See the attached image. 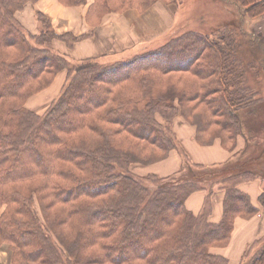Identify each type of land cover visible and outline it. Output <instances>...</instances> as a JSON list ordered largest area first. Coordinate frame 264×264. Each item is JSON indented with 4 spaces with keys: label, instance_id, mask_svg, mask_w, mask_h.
I'll use <instances>...</instances> for the list:
<instances>
[{
    "label": "trees",
    "instance_id": "obj_1",
    "mask_svg": "<svg viewBox=\"0 0 264 264\" xmlns=\"http://www.w3.org/2000/svg\"><path fill=\"white\" fill-rule=\"evenodd\" d=\"M28 1L0 0V207L7 206L6 214H0V247L3 242L12 245V263L128 264L132 259L142 264H227L226 259L211 254L209 249L213 245L228 244L236 217L257 213V208L238 189V185L241 181L258 178L259 172L264 170V166L261 170L258 163L264 158V142L258 141L253 146L249 140V148L252 146L254 150L238 166L231 161L211 167L191 165L178 143L172 137L167 139L163 135V126L155 119L156 114H162V108L174 110L164 106V103H171L177 94L172 96V92L158 90L155 77L151 81H144L139 74L146 66H156L163 76L172 72H192L193 77L200 80H212L209 85L207 82L204 92L195 95L199 104L205 105L218 118L210 126L219 125L224 131L234 128L232 133L235 136L229 140L222 139L224 145L235 140L240 132L247 139L244 134L247 127L240 124L238 113L247 108L264 106L263 35L243 26L237 28L235 23L226 25L218 33L220 27L217 26L214 27L217 31L215 36L189 33L183 37L190 40L191 36H195L190 43L181 42L180 37L168 44L184 46L175 57L150 54L143 56L133 66L116 72L120 74H114L112 69L102 70L99 76L104 81L116 84L129 81L132 85L127 90L132 94L126 96V101H121L120 105L114 96L105 98L110 92L100 95L91 105L83 97L82 101L78 100V96L68 104L69 84L56 105L46 114L44 134L34 128L36 117L24 108V102L31 95L28 91L30 84L33 86L47 72H56L69 65L64 56L55 54L50 48L54 39L67 41L69 37L56 35L50 21L39 14L38 22L43 27L41 38H35L37 45H32L15 20V13L22 10ZM84 1L59 0L68 6L81 5ZM114 1L95 0L91 11L103 15L101 13L112 9L110 6ZM232 3L239 5L247 19L264 16V0H223L224 7ZM230 16L231 20L236 17L234 13ZM76 40L79 39L73 36L72 41ZM193 49L199 50L198 57L206 51L212 52L211 58H208L211 59L210 65L202 67L199 64L193 69L198 58L187 60L186 64H171L173 60L192 53ZM96 60L71 64L74 66L68 69L69 77L93 67L99 69ZM120 66L116 65V68ZM212 89L214 92H211ZM181 97L178 99L181 100ZM74 109L78 111L74 114L75 121L81 122L82 115L95 109L104 125L74 124L69 121L52 131L49 129L54 128L53 123L68 117ZM204 117L202 112L199 118L194 119L198 125L197 138L206 133L202 130L203 124L197 122L203 121ZM82 125L90 133L87 137L94 140L88 144L83 138L86 142L79 147L68 145L65 137L74 136ZM19 128L22 129L21 133ZM30 131L37 133L30 136ZM46 134L52 138L44 139ZM122 135L127 137L121 139ZM256 139L260 137L257 135ZM145 145L165 151L181 149L184 167L169 178L149 175L147 179H138L124 174L126 169L119 159L131 149L137 154ZM47 147L52 152V168H59L56 174L51 175L59 182L53 204H59L62 207L59 212L64 215H59L57 223L56 215L52 219L44 216L45 221L36 216L30 206L31 192L28 187L23 193L16 191V185L45 179L51 173V167H40V164L47 163ZM26 154H30L32 160L22 171H17L18 162ZM150 159L140 158L141 161ZM117 164L122 171L114 173ZM104 167H107L106 174L101 172ZM93 179L96 180L91 181ZM60 181L72 183V188L62 187ZM216 182L226 191L224 218L220 224H210L204 212L194 216L187 210L185 202L192 193L200 190L207 191L211 196L214 194L212 186ZM145 183L150 189L144 186ZM93 184L100 187L90 188ZM42 187L38 189L41 191ZM259 202L264 207V190ZM84 214H87L89 228L84 234L78 232L79 236L75 238L71 234L73 223ZM10 225L18 226L9 231L7 228ZM152 232H156V235L149 239L148 234ZM134 246L141 247L142 251L128 253V249ZM69 247L74 251H70ZM99 252H102L101 256ZM250 262L264 264V251Z\"/></svg>",
    "mask_w": 264,
    "mask_h": 264
},
{
    "label": "rangeland",
    "instance_id": "obj_2",
    "mask_svg": "<svg viewBox=\"0 0 264 264\" xmlns=\"http://www.w3.org/2000/svg\"><path fill=\"white\" fill-rule=\"evenodd\" d=\"M57 1L59 2V0ZM231 1L232 0H230V2ZM39 2L40 0H29L25 4V7L22 10H19L18 12L15 13L16 22L22 27L27 38L31 41V44L34 46L37 45L36 39L38 40L41 38L40 33L42 32L43 29L40 22H38L37 15L39 14L44 15L50 21L51 27L56 33V28L58 29L60 28L64 29L65 27L74 28V25L73 26L69 25L70 22L69 21L67 22L66 19V16H68L69 18L72 15L71 13L72 11L69 10H71V8L87 6V4L89 5V7L86 13V17L84 15L83 19L84 21H86L85 23H87V25L90 27L89 28L90 30L86 34L83 33V35L81 36H76L74 35V33H71V31L73 30H69V32H65L64 34L56 33V35L58 36L65 35L69 37V39L67 41L59 38L54 39L50 45L52 52H54L57 55H61L54 50L53 48L54 43L55 44L58 42L63 43L66 45V47L69 50L73 51L77 43L87 39L95 40V42H104L106 45L112 44L113 49L115 51L120 50V48H117L116 44L125 43L127 44V46L139 44L140 46L137 47L135 51H132L128 54L126 52H121L120 54H117L114 57H108V56H103L104 53L102 51V54L82 61L71 60L69 59V57L62 54L61 56L65 57V59L69 62V65L66 68L64 67L63 69H60L56 72L53 71L47 72L42 77V79L36 82L33 86L30 84L28 87V91L31 92V95H29L24 102V108L27 111L32 112L33 116L36 117V123L34 125V128L38 130V132L44 134L46 133V128L44 124L45 117L47 116L46 114L52 107L56 105V103L64 94L66 87L69 86V84H70L69 90L70 89L71 90L67 99L68 104H70L78 96V100L82 101V97H83L86 100L85 102L91 105L94 103V101L100 98V95L110 92L107 96H105V98L110 99L112 96H114L120 105L123 101H126L125 100V98H127L126 96L132 94L127 91L132 85L129 84V81H122L119 84L104 81L103 80L104 78L99 76L102 70L112 69V71L115 72L114 74H120L116 72L122 71L121 68L127 66L130 67L133 66L134 63L138 62L143 56L150 54L155 55L158 53V55H162V56L165 55L167 58H169L170 56L175 57L180 51L183 50L182 48L184 46L181 47L176 44L174 45H168V44L174 43L180 37H182L181 42L190 43L195 36H191L190 40H186L183 37L189 33L202 34L203 36L204 35L215 36L217 34L215 32L217 31L214 30L215 29L214 27L217 26L220 27V31H218L219 33L226 28V25H233L235 23L237 28H242L243 26L244 28L249 29V31L254 30L259 35H263L264 37V29H263L264 20H262L264 19V16L254 20L247 19L244 16L243 10L239 7L238 4L233 5L232 3L230 6L224 7L223 0H135L133 2L131 1L129 2L127 0H115L114 2H112L110 6L112 9H109L108 11L101 13L103 15L92 13L90 7H92V5L95 3V0H85L83 4L77 6H68L59 2L60 5L55 4L53 6V10L57 11V13L59 14L57 18L63 20V17H61L62 14L58 9V6L61 8H66V10H63V16L65 19L60 22L52 21V19L47 13H44L43 11H39L41 10L39 7ZM28 7H30L31 10L28 9L27 11L35 13V16H33V20L35 21H33V23H35L37 26V28L32 27V30L29 29L30 31L25 27L26 25L22 23V21L19 19V14H21ZM232 13H234L236 17L232 18L231 20L230 15ZM108 17L110 18L115 17V21L113 24L108 22ZM224 20H226V22ZM254 21H256V23H254ZM29 24H32V22H30ZM112 26L114 27V30L110 35H108L107 29L108 28L110 29ZM73 36L77 37L79 40H76L75 42L72 41ZM170 46L171 48H168ZM198 53L199 50L194 51L193 49L192 53L189 52L186 55V57L181 56L173 60L171 64H186L187 60H196L198 58L197 62L194 63V65L192 66L193 69H195L196 66L199 64H201L202 67L208 65L209 60H211L208 58H211L212 52L206 51L203 56L201 55L199 57L197 55ZM91 59H97L96 66L98 68L100 67L99 69L96 70V68L93 67L88 71L85 70V71H81L78 74H71L69 77L68 69L74 66L71 64L83 63L84 61ZM116 65H122V66H120V68H116ZM144 68L145 69H143V71H141V73L139 74L144 81L146 80L151 81L155 77V82L158 85L157 86L158 90H163V92H172V96H175V94H177L176 95L177 98L172 100L171 103L169 101L164 103V106H170L174 108V110L162 108V114L158 113L155 116L156 121L163 126L162 128L164 132L163 135H165L167 139L173 138L174 142L178 143L173 126L175 124L176 119L181 118L184 123L185 122L187 124L189 123L196 128L197 131L196 139L197 141L202 140L201 142L198 141L201 145L204 146L210 145L214 141L219 140L224 147H226L231 152H235L232 155L233 158L230 161L234 163L236 162V166H238V164L246 158L245 157L246 155H248L254 150L252 146L251 149L249 148L250 146L248 142L249 140H251V145L253 146H256L258 141L260 143L264 142V106H258L257 108L254 109L247 108L241 110L238 113V119L240 124L243 123V125L247 127V129L244 131V134L245 136H247V139H245L244 135H242V133L240 132L239 133L240 135H238V137L235 140H230L227 142L228 144L224 145L222 139L229 140L230 138H233L235 136L232 133L234 128L224 131L220 129L219 125L210 126L212 122L214 123V121L218 119L217 116L212 115L211 111L207 110V108L204 107L205 105L204 106L200 105L198 99H195V95H197L198 92L200 93H202V91L204 92L207 82L209 85V83L212 82V80H208L205 82L204 80H200L196 77H193L192 72L189 73L172 72L166 76H163L158 71V68L156 66H152V67L146 66ZM61 75H65L62 81L61 78L59 77ZM58 77L60 79L56 82ZM100 81H102V83ZM97 89L99 91L95 92V90ZM211 92H214V89H212ZM180 97L181 100L178 99ZM191 99L194 100L191 101ZM96 111L97 110L95 109L87 111L84 115H82L81 117L82 121L80 122L74 120V114H76L78 111L76 109L71 110L68 114V117L65 116L62 119L58 120L57 122L53 123L52 126L54 128H49V129L52 131L56 127L58 128L69 121H72L74 124H78L76 122H80L81 124L88 123L89 125L95 124L97 126H103L104 125L103 119L102 117H100L98 114L95 113ZM202 112L205 114V117L203 121H197V122L203 124L202 130L206 131V133L203 134L201 137H199L200 138L199 139L197 138L198 128L196 127L197 124L194 123V121H196L194 119L199 118L200 113ZM8 123L9 122H7V124ZM13 124L14 122L12 121V127ZM7 127H9V125H7ZM107 127L111 129H116V127H110V126ZM81 130H79L74 136L65 137V140L68 145L79 147L81 146L82 142L85 143L87 141V143L89 144L91 140H94V138L87 137V135L88 134L90 135V133L88 129L85 128L83 125ZM19 131L21 133L22 129L19 128ZM36 133H37L36 131L33 133L30 131L29 135L30 136L36 135ZM257 135L260 137V139H256ZM125 137L127 136L122 135L120 138L123 139ZM51 138L52 136L49 134L44 135V139L46 140H50ZM83 138L86 139V141H84ZM97 140L99 139L97 138ZM65 146L67 145L65 144ZM46 150H47V163L40 164V167L52 168L53 165L51 162L52 152L50 147H47ZM174 150L179 151V153L182 155L180 149L171 150L170 148L169 150L165 151L156 146L145 145L142 149H140V151L138 150L137 154L133 152L131 149L130 152H126V154L122 156L123 158H120L119 160L122 167L126 169V172H124V174L133 175L138 179H147L149 178V175L147 174L146 168H148L150 165L162 162ZM168 151L170 152L166 154V152ZM23 156L24 157L20 159V161L18 162V166L16 168L17 171H22L24 166H26V164L32 160V156L30 154H26ZM145 157H149L151 159L149 161L140 160V158H145ZM258 163L260 164L259 167H261V170H263L264 158L260 159ZM58 169L59 168L56 167L53 170H51V173H49L48 176L45 177V179L40 178V179L32 180L28 183L16 185L17 188L16 191L21 193H23L24 190H26V187H28L29 191L31 192L30 206L32 205L33 210H35L32 211L35 212L36 216L42 221H45L44 216L45 217L48 216L49 218L52 219L56 215L55 222L57 223L59 221V215L64 216L63 213L59 212L62 209V207H60L59 204H55V205L53 204V198L55 194L58 192V190L56 189L59 186V182L58 180H56V178L51 177V175L56 174ZM106 170L107 167H104L101 172H104V174H106ZM120 171H122V169L117 164L114 173ZM263 171L259 172V177L256 179L250 181H241L238 185V189H240L242 185L252 182L253 183L255 182L259 185L261 184L263 186L264 185ZM85 178L86 176L83 177L82 179ZM159 178H163V177H159ZM94 180L96 179H93L91 181ZM218 182H216L215 185L212 186L214 190V194H212L211 196L208 195L207 191L200 190L205 192L207 195V200L202 208V211L198 214H194L190 211L194 216H200L204 212L207 215V219L210 224H220L224 218L226 191L222 190L223 189L222 185H217ZM151 183L152 181L149 183V185H151ZM60 185L62 187L72 188L71 187L72 183L70 182L60 181ZM40 186H43L41 191L38 189L40 188ZM144 186L148 188L147 183H145ZM98 187H100L99 184H93L90 188L93 189ZM11 190H13V187L11 188ZM242 193L244 192L242 191ZM217 194H222V198H223L222 218L220 222L213 223L210 218L213 213V203H214L213 200ZM258 205L260 206L261 210L264 211V207L259 202V199H258ZM6 212H7L6 205L0 207L1 215L6 214ZM257 213L252 216L243 215L236 217L233 221V228L230 235V239L227 242L228 244L226 245L223 244L225 246L213 245L209 249V252L213 255L223 257L221 255L222 254L221 250L227 248L230 245L235 230L236 221L238 219L251 220L257 215ZM86 218H87V214H84L82 217H77L75 219V223H73V227H72L73 228L72 231L75 233L73 232L71 233L74 234L75 238H78L79 236L78 232L82 234L87 232V228H89V225L87 223ZM12 226L15 228L18 225H12ZM13 227H11L10 225L7 228V230L10 231ZM155 235L156 232L149 233L148 238L151 239ZM68 236L71 235L68 234ZM88 242L90 243V241ZM56 243L59 244L57 241ZM69 249L72 252L74 251L70 247ZM12 250H13L12 245L3 242V244L0 247V264H14L12 263L13 262ZM141 251L142 248L137 246L128 249V253H134V252L139 253ZM263 251H264V235L261 236L259 240L257 239L256 241H254V243L252 242L248 246V248L246 249L245 253L243 254L242 258L239 260L238 263H234L232 261L231 255L228 257L224 256L223 258L227 260V264H249L251 263L250 261L254 259V257L259 256ZM91 253H94V251H92ZM99 253L101 256L102 252ZM128 264H142V263L131 259L128 261Z\"/></svg>",
    "mask_w": 264,
    "mask_h": 264
},
{
    "label": "crops",
    "instance_id": "obj_3",
    "mask_svg": "<svg viewBox=\"0 0 264 264\" xmlns=\"http://www.w3.org/2000/svg\"><path fill=\"white\" fill-rule=\"evenodd\" d=\"M55 4L60 5L57 0H40L39 7L41 10L39 11L47 13L54 22L63 21L65 19L63 16V10H66V8H61L58 6V9L62 14L61 17H63V20H61L60 18H57V16L59 15L57 11L53 10V6ZM88 7L89 5L87 4V6L71 8V10L69 11H72V15L69 18L68 16H66V19L67 22H70L69 25H74V28H56V33L64 34L65 32H69V30H73L71 31V33H74V35L76 36H81L83 35V33L86 34L90 30V27L87 25V23H85L86 21H84L83 17L84 15L86 17ZM28 9L31 10V8L28 7L27 9H25L26 11L24 10L21 14H19V19L26 25L24 26L28 30H32V27L37 28L36 24L33 23V21H35L33 20V16H35V13L27 11ZM114 21L115 17H108L109 23L113 24ZM30 22H32V24H29ZM254 23H256V21H254ZM113 30V26L110 29L108 28V35H110ZM116 45L117 48H120L119 51H115L112 44L106 45L104 42H95V40L87 39L77 43L73 51L69 50L65 44L60 42L56 44L54 43L53 48L56 52H58V54H63L69 57V59L71 60L82 61L96 57L102 54V51L104 53L103 56L114 57L121 52H126L128 54L132 51H135L137 47H140L139 44L127 46V44L123 43ZM64 76L65 75L59 76L61 78V81L63 80ZM59 77L57 78L56 82L60 79ZM173 129L178 140V145L186 153L191 165L211 167L225 164L233 158L232 155L235 152H231L230 150H228L222 145L219 140L214 141L210 145H201L196 139V128L189 123H184L181 118L176 119ZM184 162L185 161L179 151L174 150L162 162L150 165L148 168H146V171L148 175L153 174L163 178L173 177L182 170V168L184 167ZM263 189L264 185L262 186L261 184L259 185L255 182L244 184L240 187V190L246 193L250 198L252 204L258 208V213L251 220L238 219L236 221L235 230L230 245L227 248L221 250V255L223 257H228L231 255L232 261L234 263L239 262L246 249L252 242L254 243V241H256L257 239L259 240L260 237L264 235V211L261 210L260 206L258 205V199ZM206 200L207 195L205 192H195L187 199L186 208L192 213L198 214L202 211ZM222 200V194H217L213 200V213L210 218L213 223L220 222L222 218Z\"/></svg>",
    "mask_w": 264,
    "mask_h": 264
}]
</instances>
